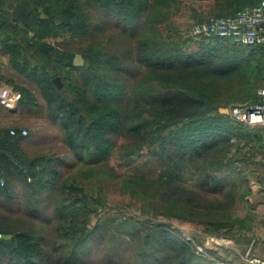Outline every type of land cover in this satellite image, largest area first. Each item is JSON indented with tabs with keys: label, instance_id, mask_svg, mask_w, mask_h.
<instances>
[{
	"label": "trees",
	"instance_id": "16d2710c",
	"mask_svg": "<svg viewBox=\"0 0 264 264\" xmlns=\"http://www.w3.org/2000/svg\"><path fill=\"white\" fill-rule=\"evenodd\" d=\"M204 1H209L206 6L189 4L190 20H195L189 24L191 32L196 22L211 14H234L259 0ZM169 8L171 0H0L2 52L17 71L40 87L50 115L60 119L72 157L89 170L84 173V168H78L58 181L61 170L54 157L29 154L21 143L22 129L2 127L0 176L6 184L0 185V201L14 197L15 181L20 179L30 197L49 187L59 190L52 218L43 210L31 212L55 224L57 242L52 244L64 264H87L83 258L90 246L107 239L108 259L116 258L122 243L139 241L125 246L134 257L118 255L122 263L216 264L213 258L203 260L207 252L219 256L214 250H199L194 239L172 228V221L195 214L194 206L201 204L195 201L200 198L214 213L234 202L238 184L230 181L226 171L235 170L243 157L237 158L233 138L249 143L262 139L264 125L223 111L210 96L209 83L239 73L241 104L260 102L264 44L248 46L228 37L187 33L173 27ZM99 13L115 17L122 30L137 33L133 47L123 49L124 58L107 55L98 42L73 49L56 41L62 34L89 36L96 27L111 23L96 20ZM159 23L169 29L163 32L160 26L159 31ZM78 51L84 54V64L75 62ZM125 61L137 64L138 78L107 77L112 68L121 72ZM59 77L65 80L63 88L57 84ZM8 81L20 92L22 104L37 103L30 87L11 77ZM120 134L130 136L118 146L124 162L135 161L142 148H149L161 163L157 178L148 179L144 173L126 177L133 198L130 204L137 209L124 217L109 210L101 213L109 207L102 192L105 180L89 192L79 177L91 179L98 172L103 179L111 175L105 166H97L109 163L119 144L115 136ZM64 163L70 167L75 162ZM190 177L194 182H189ZM212 193L224 197L210 201L207 196ZM8 218L0 216V264H52L46 234L33 224L12 225ZM212 223L215 231L231 225L221 219Z\"/></svg>",
	"mask_w": 264,
	"mask_h": 264
},
{
	"label": "rangeland",
	"instance_id": "374dc122",
	"mask_svg": "<svg viewBox=\"0 0 264 264\" xmlns=\"http://www.w3.org/2000/svg\"><path fill=\"white\" fill-rule=\"evenodd\" d=\"M204 0H171V8L168 12L173 16L171 24L173 27H180L187 33H192L189 24L195 20H190V5L206 6ZM180 5V9L178 7ZM213 15V14H211ZM107 17H110L107 19ZM104 17V14L99 13L96 20H112L111 23H104L102 27H96L95 33L89 36H76L71 37L66 34L56 36V41H60V46L63 43H68L73 49H80L81 47L91 46V42H98V45L106 50L107 55L112 53L118 54L119 58H124L122 53L123 49H131L134 44V40L137 37V33H130L129 30H122L121 26L115 23V17L111 15ZM106 18V19H103ZM188 24V26L186 25ZM162 27L163 32L169 29L164 23H159L156 28ZM154 28V30L156 29ZM159 31L160 28H159ZM158 31V32H159ZM183 31L181 33H183ZM180 33V34H181ZM152 35H155L153 33ZM180 36V35H179ZM109 53V54H108ZM133 56V54H130ZM130 60V59H127ZM75 62L78 64L85 63V57L83 52L78 51L75 56ZM137 64L129 61H125L122 65V71L118 73L115 68H103L110 70L113 78L121 76L122 74L129 77H139V69H135ZM132 68V72L129 70ZM16 70V69H15ZM14 79L28 87H30L36 97L37 103L35 104H22L20 99L16 107L13 109L6 108L0 115V128L19 127L22 130L27 128L29 133L24 134L21 139V143L27 152L31 155H44L45 157L55 158L53 161L55 165H58L61 170V175L58 177V181L64 180L70 174L78 172V168L85 172H89L88 167L85 168L79 161H75L72 157V151L69 149L64 136V131L58 117H53L49 113L47 101L43 96L40 87L31 79L19 71H12ZM103 74V73H102ZM123 76V75H122ZM127 76V77H128ZM128 77V78H129ZM80 81V77L77 76ZM240 74L235 73L229 77H219L214 83H209L210 89L213 90L211 95L214 98V102L219 104L221 109L230 108L235 104H241L243 101L241 97L240 89ZM57 84L60 87H64L65 80L61 77L57 78ZM12 90L20 94L11 84ZM21 95V94H20ZM117 150L111 156L109 163H103L100 166H105L107 170L111 171V175H108L103 179V174L98 172L91 179L85 176H79L81 183L86 186L87 191L91 192L93 189L98 188L99 182H103L102 192L107 199L109 207H106L101 213L112 211L118 215L124 217L130 210L135 211L137 209L136 204H130L133 200L132 193L127 187L128 182L125 181L126 177L130 174L144 173L148 179L157 178L161 173V163L159 157L150 152L149 148H142L135 161L131 163L124 162L119 150V145L130 139L128 135H116ZM234 149L237 158L243 157L241 160H237L238 163L235 170H228L231 180H235L238 184L235 199L233 203H230L225 208L220 209L214 213V210H210V207L205 203L206 199H197L195 202L201 204L196 205L195 214L190 217H174L172 228L177 227L180 230V234L187 239H194L197 243V248L204 251L205 248L214 250L219 256L208 253L203 257L204 261L213 258L216 264H255L254 260L256 256L255 248L261 245L264 241V133L262 139L247 142V139L236 140ZM256 141V142H255ZM63 158L58 159L57 156ZM72 157V158H71ZM71 162L74 165L68 166L64 161ZM110 164V165H109ZM113 166L114 168H112ZM101 179V180H100ZM72 180V179H71ZM57 181V182H58ZM56 182V184H58ZM189 182H194L193 178H189ZM16 193L11 200L0 201V216L6 215L8 223L15 225L23 224L40 228L47 236L46 246L49 247L53 256L51 257L52 264H64L65 261L60 259V251L53 248L55 239V227L52 222L45 220L44 218L35 217L36 214L31 212L43 210L46 215L51 218L54 215V209L56 204V196L59 190L53 191L50 187L42 194H34L30 197V191H26L27 187L25 183L20 180L15 181ZM34 193V191H33ZM97 193V191H95ZM204 194V193H203ZM219 196H218V195ZM208 194L207 198L210 201L223 198L224 194L221 193ZM32 196V195H31ZM38 197V198H37ZM34 198V201L30 199ZM137 212V211H136ZM223 220L231 225L221 228L220 231L213 230L212 222L217 220ZM234 237H233V235ZM123 236L131 239L129 232L123 231ZM109 240L100 243H93L90 246L89 252L85 253L84 260L87 264H127L122 263L123 260L119 258V254H127V256L134 257V253L128 252L125 249L127 245L136 246L139 241H126L121 244L120 252L116 255V258L108 259V243ZM114 258L117 262H114ZM131 262L133 260L131 259ZM159 264L158 261H154Z\"/></svg>",
	"mask_w": 264,
	"mask_h": 264
},
{
	"label": "built area",
	"instance_id": "2783aa9c",
	"mask_svg": "<svg viewBox=\"0 0 264 264\" xmlns=\"http://www.w3.org/2000/svg\"><path fill=\"white\" fill-rule=\"evenodd\" d=\"M196 35L206 37H228L244 45L264 44V0L250 3L230 15H210L204 20L196 22L192 27ZM260 102L251 104H235L229 108L233 118L250 124L264 125V86L259 88ZM21 95L14 92L8 85L0 86V104L13 109ZM23 135L29 133L27 128L22 130ZM1 150V148H0ZM6 180L0 176V185ZM2 232L0 231V237ZM255 264H264L263 258H255Z\"/></svg>",
	"mask_w": 264,
	"mask_h": 264
},
{
	"label": "crops",
	"instance_id": "0c3cea01",
	"mask_svg": "<svg viewBox=\"0 0 264 264\" xmlns=\"http://www.w3.org/2000/svg\"><path fill=\"white\" fill-rule=\"evenodd\" d=\"M1 43H0V86L2 85H8L11 87V83L8 81V78H14L12 77V71H16L15 68L11 65V63L8 61L7 56L2 52L1 50ZM12 88V87H11ZM5 107L0 104V115L4 112ZM255 254L256 258H263L264 257V241L261 243V245L258 244L256 246Z\"/></svg>",
	"mask_w": 264,
	"mask_h": 264
},
{
	"label": "water",
	"instance_id": "95a60500",
	"mask_svg": "<svg viewBox=\"0 0 264 264\" xmlns=\"http://www.w3.org/2000/svg\"><path fill=\"white\" fill-rule=\"evenodd\" d=\"M222 110L225 111V112H229V108H225V109H222Z\"/></svg>",
	"mask_w": 264,
	"mask_h": 264
}]
</instances>
